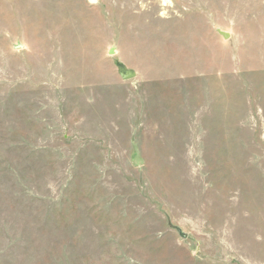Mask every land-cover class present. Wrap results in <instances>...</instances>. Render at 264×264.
<instances>
[{
    "label": "rangeland",
    "instance_id": "1",
    "mask_svg": "<svg viewBox=\"0 0 264 264\" xmlns=\"http://www.w3.org/2000/svg\"><path fill=\"white\" fill-rule=\"evenodd\" d=\"M0 264H264V0H0Z\"/></svg>",
    "mask_w": 264,
    "mask_h": 264
},
{
    "label": "water",
    "instance_id": "2",
    "mask_svg": "<svg viewBox=\"0 0 264 264\" xmlns=\"http://www.w3.org/2000/svg\"><path fill=\"white\" fill-rule=\"evenodd\" d=\"M129 76H130V74L127 73V74H126V77H129Z\"/></svg>",
    "mask_w": 264,
    "mask_h": 264
}]
</instances>
